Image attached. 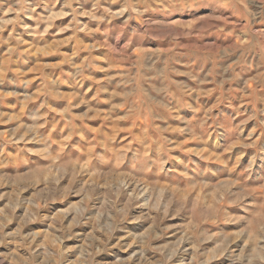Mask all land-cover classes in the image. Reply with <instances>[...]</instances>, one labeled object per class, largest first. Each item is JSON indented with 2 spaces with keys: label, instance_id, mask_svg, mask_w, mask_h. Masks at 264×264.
Returning a JSON list of instances; mask_svg holds the SVG:
<instances>
[{
  "label": "rangeland",
  "instance_id": "rangeland-1",
  "mask_svg": "<svg viewBox=\"0 0 264 264\" xmlns=\"http://www.w3.org/2000/svg\"><path fill=\"white\" fill-rule=\"evenodd\" d=\"M0 264H264V0H0Z\"/></svg>",
  "mask_w": 264,
  "mask_h": 264
}]
</instances>
